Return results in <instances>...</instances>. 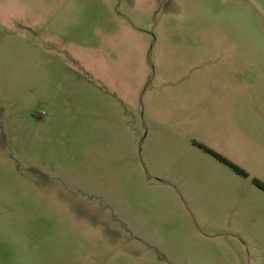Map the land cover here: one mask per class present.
<instances>
[{
  "label": "rangeland",
  "instance_id": "rangeland-1",
  "mask_svg": "<svg viewBox=\"0 0 264 264\" xmlns=\"http://www.w3.org/2000/svg\"><path fill=\"white\" fill-rule=\"evenodd\" d=\"M255 182L264 0H0V264H264Z\"/></svg>",
  "mask_w": 264,
  "mask_h": 264
},
{
  "label": "trees",
  "instance_id": "trees-1",
  "mask_svg": "<svg viewBox=\"0 0 264 264\" xmlns=\"http://www.w3.org/2000/svg\"><path fill=\"white\" fill-rule=\"evenodd\" d=\"M204 148V147H203ZM208 153H210L212 156H214L216 159H218L219 161L229 165L230 167H232L235 171L244 174L241 170H239L238 168H236L235 166H233L232 164H230L229 162H227V160H225L224 158H222L221 156L215 154L214 152H212L211 150L204 148ZM256 185L261 188L264 191V185L260 184L258 182H255Z\"/></svg>",
  "mask_w": 264,
  "mask_h": 264
}]
</instances>
